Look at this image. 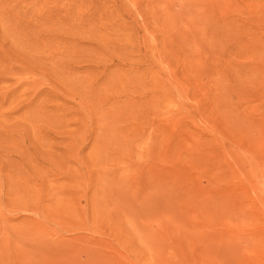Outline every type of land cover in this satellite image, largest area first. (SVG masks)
Returning a JSON list of instances; mask_svg holds the SVG:
<instances>
[{"label": "rangeland", "instance_id": "374dc122", "mask_svg": "<svg viewBox=\"0 0 264 264\" xmlns=\"http://www.w3.org/2000/svg\"><path fill=\"white\" fill-rule=\"evenodd\" d=\"M0 264H264V0H0Z\"/></svg>", "mask_w": 264, "mask_h": 264}]
</instances>
